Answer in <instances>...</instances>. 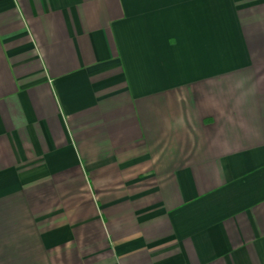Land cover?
<instances>
[{"label":"crops","instance_id":"0c3cea01","mask_svg":"<svg viewBox=\"0 0 264 264\" xmlns=\"http://www.w3.org/2000/svg\"><path fill=\"white\" fill-rule=\"evenodd\" d=\"M0 264H264V0H0Z\"/></svg>","mask_w":264,"mask_h":264}]
</instances>
